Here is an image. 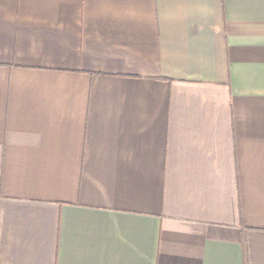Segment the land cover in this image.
Masks as SVG:
<instances>
[{"label": "crops", "instance_id": "1", "mask_svg": "<svg viewBox=\"0 0 264 264\" xmlns=\"http://www.w3.org/2000/svg\"><path fill=\"white\" fill-rule=\"evenodd\" d=\"M0 264H264V0H0Z\"/></svg>", "mask_w": 264, "mask_h": 264}]
</instances>
